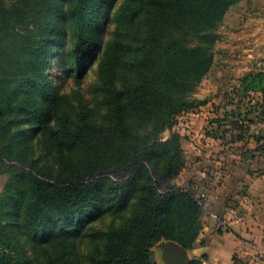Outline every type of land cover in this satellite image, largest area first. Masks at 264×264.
<instances>
[{
  "label": "trees",
  "instance_id": "1",
  "mask_svg": "<svg viewBox=\"0 0 264 264\" xmlns=\"http://www.w3.org/2000/svg\"><path fill=\"white\" fill-rule=\"evenodd\" d=\"M240 1L0 0V264H158L160 241L205 264L173 128ZM93 65L94 100L68 103ZM241 83L264 95V73Z\"/></svg>",
  "mask_w": 264,
  "mask_h": 264
},
{
  "label": "crops",
  "instance_id": "2",
  "mask_svg": "<svg viewBox=\"0 0 264 264\" xmlns=\"http://www.w3.org/2000/svg\"><path fill=\"white\" fill-rule=\"evenodd\" d=\"M258 33L249 39L264 42V33ZM243 34L237 35L241 41ZM258 73H264V49L257 44L214 53L192 96L201 104L178 117L180 129L173 128L182 137L185 159L173 184L202 205L199 251L207 256L205 264H264V95L251 90L237 95L242 78ZM241 124L246 130L236 140ZM231 211L240 219L219 228Z\"/></svg>",
  "mask_w": 264,
  "mask_h": 264
},
{
  "label": "rangeland",
  "instance_id": "3",
  "mask_svg": "<svg viewBox=\"0 0 264 264\" xmlns=\"http://www.w3.org/2000/svg\"><path fill=\"white\" fill-rule=\"evenodd\" d=\"M241 4L242 5L235 10H233V6L230 7L224 16L223 21L218 26L216 32L218 33L219 39L213 47V55L214 53L215 55H218L220 50H229L233 47L236 49L243 47L246 50H250L255 47V44L259 45L260 49H264V42L261 43L260 39L256 42L253 41V39H249V36L252 32H256V29L259 30L258 35L262 34V32L264 33V0H246V2L242 1ZM238 14H242L244 17H237ZM246 30H250V33L248 32V34H246ZM243 31V40L241 41L238 39L237 35ZM245 36L247 37L244 38ZM95 68L96 65H93L90 69L86 70L78 84L70 78L67 79L63 88H61L60 95L64 96L65 100L70 104H73L72 102H74L72 99V92H79L82 95L84 102L89 101L90 99L94 100L92 92L96 80ZM62 74L63 72L60 70H54L51 73V75L55 76V82L59 81ZM178 117L176 119V125L178 123ZM176 125L174 130L180 129L178 125L176 128ZM168 134L169 132L165 131L162 136L166 138ZM5 178V175L0 174V191L5 182ZM188 253L191 260V253ZM151 256L155 262L163 264L160 257V250L155 246L151 249Z\"/></svg>",
  "mask_w": 264,
  "mask_h": 264
},
{
  "label": "water",
  "instance_id": "4",
  "mask_svg": "<svg viewBox=\"0 0 264 264\" xmlns=\"http://www.w3.org/2000/svg\"><path fill=\"white\" fill-rule=\"evenodd\" d=\"M154 246L160 250L163 264H190L191 260L188 251L176 242L160 241Z\"/></svg>",
  "mask_w": 264,
  "mask_h": 264
},
{
  "label": "built area",
  "instance_id": "5",
  "mask_svg": "<svg viewBox=\"0 0 264 264\" xmlns=\"http://www.w3.org/2000/svg\"><path fill=\"white\" fill-rule=\"evenodd\" d=\"M240 219V216L237 212L235 211H231L229 213V216L225 219H222L221 221L218 222V227L219 228H223L225 226H227V224L229 223V221H238Z\"/></svg>",
  "mask_w": 264,
  "mask_h": 264
}]
</instances>
